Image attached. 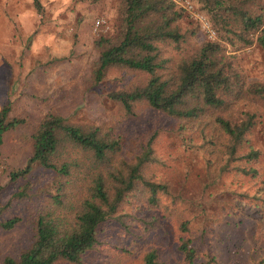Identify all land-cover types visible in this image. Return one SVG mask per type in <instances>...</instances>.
Wrapping results in <instances>:
<instances>
[{"label": "rangeland", "instance_id": "rangeland-1", "mask_svg": "<svg viewBox=\"0 0 264 264\" xmlns=\"http://www.w3.org/2000/svg\"><path fill=\"white\" fill-rule=\"evenodd\" d=\"M173 1L185 13L180 26L190 33L184 45L186 52L193 53L206 42H220L227 46L228 55L235 57L245 84L264 83V50L260 46H232L202 4L196 0ZM40 3L42 13L34 0H0V111L11 104L12 118L26 121L7 133L1 147L0 264L7 257L19 258L34 240L35 214L49 188L50 173L35 168L28 180L30 196L25 199L15 195L26 182L13 183L10 174L23 168L32 156L33 135L49 113L73 123L112 129L122 137V155L130 162L137 161L150 146L146 179L164 187L159 191V206L131 200L114 220L104 224L100 243L83 257L84 264H143L144 255L153 249L159 252L163 264H180L183 222H189V236L198 250L195 264H209V256L213 259L210 264L261 262L264 103L243 99L236 105V110L256 114L249 140L260 156L251 165V175L245 161L226 164L227 156L222 155L220 139L212 128L203 132L146 105L129 115L108 98L110 91L139 84L142 76L113 69L103 84H94L93 68L99 57L95 41L115 33L119 0ZM198 16L206 18L209 28ZM165 55L172 59L171 68L182 56L174 47H166ZM15 218L20 219L15 228H3L5 222Z\"/></svg>", "mask_w": 264, "mask_h": 264}, {"label": "trees", "instance_id": "trees-1", "mask_svg": "<svg viewBox=\"0 0 264 264\" xmlns=\"http://www.w3.org/2000/svg\"><path fill=\"white\" fill-rule=\"evenodd\" d=\"M119 1L115 33L95 41L99 57L93 68L94 84H103L113 69L142 76L139 84L110 91L108 98L129 115L146 105L203 132L212 128L220 139L222 155L227 156L226 164L245 161L253 175L251 165L260 156L249 140L256 114L236 110V105L243 99L264 103V83L245 84L235 57L220 42H206L193 53L186 52L190 33L183 32L180 23L185 13L173 0ZM196 1L222 27L229 44L242 49L257 44L264 50V0ZM34 4L39 13L44 11L40 0ZM166 47L182 54L173 68ZM11 113V104L0 111V166L7 133L26 122L12 118ZM122 142L112 129L100 125L73 123L54 113L43 118L33 135L32 156L23 168L12 170L10 177L13 183L26 182L17 199L30 196L28 180L37 166L50 173L49 188L35 214L33 243L19 258L7 257L4 264H84L83 257L100 243L102 226L114 220L128 201L159 206V191L164 187L145 176L150 146L130 162L122 155ZM19 222L18 218L9 220L3 228L13 229ZM188 226L189 222L181 223L185 237L178 248L183 257L180 264H195L199 256ZM208 261L213 262L211 256ZM143 264L163 263L153 249L144 255ZM258 264H264V258Z\"/></svg>", "mask_w": 264, "mask_h": 264}, {"label": "built area", "instance_id": "built-area-1", "mask_svg": "<svg viewBox=\"0 0 264 264\" xmlns=\"http://www.w3.org/2000/svg\"><path fill=\"white\" fill-rule=\"evenodd\" d=\"M189 9H191V7H189ZM198 18L201 20V22L203 23V25H204L205 28H209V24H208V22L206 21V18H205V17H203V16H198ZM101 24H102V23H101L100 21L97 23L98 26H100Z\"/></svg>", "mask_w": 264, "mask_h": 264}]
</instances>
